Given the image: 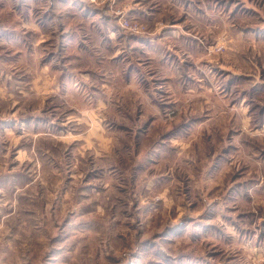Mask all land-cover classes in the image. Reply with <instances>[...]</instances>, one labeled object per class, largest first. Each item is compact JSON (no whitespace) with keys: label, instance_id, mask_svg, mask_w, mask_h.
I'll return each instance as SVG.
<instances>
[{"label":"rangeland","instance_id":"obj_1","mask_svg":"<svg viewBox=\"0 0 264 264\" xmlns=\"http://www.w3.org/2000/svg\"><path fill=\"white\" fill-rule=\"evenodd\" d=\"M93 2L0 0V165L5 162V173L14 168L17 172L12 174L19 175L18 182L6 175L5 196L0 197V264H161L157 250H264V127L255 123L256 114L264 118V43L252 48L246 42L243 58L246 61L252 56V67L233 59V53H242L243 42L234 46L235 40L226 43L223 38L214 43L210 79H174L177 93L170 97L159 76L160 65L144 60L142 52L123 53L129 57L100 64L89 48L82 55L87 64L83 67L88 69L76 63L82 51L75 34H83L96 22ZM259 3L264 8V0ZM115 16L120 25V15ZM221 64L226 66L222 70ZM133 66L144 77L133 79L130 85L121 72ZM90 70L101 75L91 78ZM236 70L244 77L236 75L235 83L232 80L224 88L226 76L229 80ZM84 73L88 74L87 85L81 81ZM103 82L117 93L113 96L119 98L115 109H75L83 98L91 102V93L104 88ZM178 82L179 88L175 86ZM147 88L152 100L148 109L122 101L126 93L139 101L140 90ZM157 100L177 102L179 110L159 111ZM235 103L236 111L232 108ZM224 105L229 127L221 140L213 134L222 122L213 127L195 126L198 121L194 118L216 114ZM158 114L163 120H157ZM167 114L178 120L179 127L171 129V121L165 123ZM240 118L244 122L236 123ZM203 129H207L204 134ZM171 130L184 134L173 147L166 138ZM34 132L48 135L35 137ZM97 134L112 139L111 143L102 136L99 141L90 136ZM17 140L21 144L35 141L36 153L42 150L49 156L45 174L27 157L17 161L13 146ZM131 141L136 151L149 146L172 148L183 152L180 156L189 165L217 166L222 191L191 190V176L181 173V181L171 184L170 180L169 188H175L169 194L173 198H167L164 206L158 202L165 186L160 190L153 187L140 197L125 175L136 184L140 176L119 167L125 162L122 155L114 159L118 166L105 165L106 151L131 150ZM20 173L26 176L21 178ZM153 173L143 175L140 183L150 187L144 181ZM29 174L36 177L35 189L15 193V187H23ZM8 210L14 214L4 219ZM179 213L189 217L175 219ZM181 225H188V232L165 239L172 228ZM206 226L217 235L205 236Z\"/></svg>","mask_w":264,"mask_h":264},{"label":"crops","instance_id":"obj_2","mask_svg":"<svg viewBox=\"0 0 264 264\" xmlns=\"http://www.w3.org/2000/svg\"><path fill=\"white\" fill-rule=\"evenodd\" d=\"M258 2L259 0H250V2H248V0H95V2L92 3L93 5L90 6L92 10L95 11V14H97V18L96 16L93 17L96 22L91 25V29L86 28V30L83 31V34H81L80 31L75 34V38L77 39L78 44H80V49L82 51V54L78 57L76 60L78 62L76 63H79L80 67L83 69H88L87 67H83V64L84 66H87V64L83 63L82 55L84 52L87 54L89 48H92L91 54L93 60L100 64L109 60L117 61L123 57H129L123 56V53H135L134 51L142 52L145 54L143 55L145 56L144 60H147L149 63H157L160 65L161 71H159V76L167 85V93L169 95L171 93L170 97H174L177 93V89L173 88L174 79L179 80L183 77L187 79H210L212 76L210 68L213 63L210 50L214 43L216 44V42L221 41L223 38L226 43L227 39L231 42L235 40L236 43L234 46L243 42L242 53H233V59L244 63V66H254L252 63V56H248L249 58L245 61L243 53L245 51L244 47L248 45L246 42L253 45L249 46L252 48L258 47V43H264V35H262L264 22H258L259 19H264V8H262L263 3L258 4ZM118 12H121V14L128 19H137L146 24L148 27V33L133 35L123 30L120 27L119 22L115 19V15H117ZM239 18L247 21L241 22ZM252 40H254V43H252ZM252 52L249 54H252ZM222 67L226 66L221 64V70L223 69ZM87 71L89 72V70ZM90 71L91 73L93 72L91 78H95L93 77L95 74L96 76H98V74L101 75L99 72H94L93 70ZM87 75L88 74L85 73L81 75V81L85 85L88 83L85 80L88 79ZM121 75L127 80H130V85L135 82H132L133 79L137 80L138 78L144 77V75H141L140 70L135 69L134 66L121 72ZM236 75L244 77V75L237 72V70L231 72L230 79L228 80L226 76V82H223L224 88H226L232 80L234 81L232 85L235 83L234 78ZM252 84L254 85V81ZM90 85H92V83H90ZM178 85H180L179 82L177 85L175 84L177 88H179ZM170 86L173 88L171 91ZM103 87L104 88L95 91L92 89V91H94L91 93L93 97L92 101L86 102L87 97L83 98L77 103L75 109L85 111H107L115 109V105L119 103V98L115 100L116 96H113L117 95V93L114 92L113 88L109 87V83L106 87L105 82H103ZM148 94V88L145 89V91L140 90V98L138 101L133 98L130 93H126V96L122 101H125V103H129L130 105H143L145 109H148V106L151 105L152 101L149 100ZM93 100L94 103H92ZM244 101L245 98L243 97L242 102ZM175 103L177 102L170 101L165 104L164 102L157 100L156 107H158L159 111H163L165 108L164 111L179 110L177 107L178 105ZM232 108L236 111V103ZM241 108L244 109L242 106ZM213 111L216 112L215 110ZM257 115L258 114H256L255 123L257 122L258 125L261 123L260 129H263L264 118H259L260 115L259 117ZM156 117L158 118V121L163 120V116L161 119V114H158ZM165 117V123H168L166 120L171 121V129H173L174 125L175 127H179L177 119L173 120L174 117H170L169 114ZM194 119L198 121V124H195V126L203 128L213 127L217 125V122H222L218 133L213 134V136L220 138V140L226 132V129L229 127V112L227 105H224L223 108L219 109L218 113L211 114L209 117ZM245 120L248 124L250 117H245ZM33 121L34 120H31V123ZM26 122L30 121L27 120ZM235 122L241 124L244 122V119L240 118L235 120ZM250 122L253 124L252 121ZM25 124V122L22 123V125ZM16 126H18V124ZM223 127L225 128L224 130H222ZM169 129L170 128H168L167 131H169ZM206 130L207 129H203L201 132L204 134V131ZM176 132L177 130H171L170 135H166V138L172 144L171 147L176 143H180L179 138L184 135L180 133L177 134ZM28 133L19 135L18 138L22 139L25 135H29ZM34 133L35 137L39 135H48L45 132ZM90 136L96 141H99L101 136L103 139H107L103 135L99 136V134ZM196 137L199 138V136ZM108 140V143H111L112 139H107V141ZM200 140H202V138H199V141ZM206 140L207 139H205V141ZM212 140L213 139H210V142ZM157 141L159 142V140ZM157 141H155V143ZM114 142L116 143V141H113L112 146ZM132 143L133 141L129 144V147H132L131 150L127 149L120 153L117 151L112 152V150L106 151L105 153L107 156L105 157V165L109 166L112 164L118 166L114 159H120V155H122L125 162L124 164H119V167L136 172L140 176L138 177V179H140L138 180L139 184H136L132 182L133 180H131L129 174L125 175L134 185L135 192H137L140 197H143L146 191H151L153 187L160 190L165 186V192L160 195L163 198H161V202H158L159 205L164 206L163 202L167 198H173V195L169 194L172 193V190L175 188H169L170 180L171 184H174L177 180L181 181V173L191 176V181L194 182V188H191V190L197 189V191H199L203 189L207 192L212 190L222 191L223 185L221 182L217 181L221 177V173L217 171V166L213 167L210 166V164H208V166H201V163H192L189 165L185 158L180 156L183 152L180 153L172 148L170 150H158L153 148V146H149L146 150L136 151L132 146ZM13 146L17 149V161L23 157H27V159L31 160L33 167L37 165L39 169L41 168L40 173L45 174V159L49 156H46L45 152H42V150H38L36 153L35 141L29 144H21V142L17 140L14 142ZM26 153L27 155L24 156ZM4 156H6V152L4 153ZM4 165L7 164L4 162L0 165V197L1 195L5 196L3 191L5 178H8L6 175H9V177L11 175L14 176L12 173L16 171L14 168H11L7 169L8 172L5 173V170L3 169ZM164 167L165 170L163 171ZM168 167L170 168L169 171H167ZM150 172L154 173L144 181L145 183L148 182L150 184V187H148V185L145 186L144 183L140 182L142 181L141 177L143 175H148ZM126 173H129V171H126ZM20 174L21 178L26 176L24 173ZM11 178L15 182L19 181V175ZM26 178L28 181L24 183L23 187H15L13 190L15 193L26 189L29 191L35 189L36 177L33 178L29 174ZM20 182H23V180H20ZM46 188H49L48 185ZM168 203L169 202L166 204ZM1 209L0 204V212ZM8 211V215L3 216L4 219L14 214L11 210ZM180 215L181 213H179L175 219L185 220L186 217H189L185 213L181 216ZM219 216L220 214L218 217ZM3 218L1 220L4 223ZM188 227V225H181L175 227L174 230L172 228L171 232L167 236L165 235V239L169 236L174 237L176 235L179 236L180 234H185L188 232ZM207 227L208 226H206L205 229L207 230L206 234L205 230L203 228L201 229L205 236L211 237L217 235L216 231H212L211 227ZM181 230H183V232H181ZM156 253H158V256L160 257L159 260L161 259V261H159L161 264H264V250H160L159 252L157 250Z\"/></svg>","mask_w":264,"mask_h":264},{"label":"built area","instance_id":"obj_3","mask_svg":"<svg viewBox=\"0 0 264 264\" xmlns=\"http://www.w3.org/2000/svg\"><path fill=\"white\" fill-rule=\"evenodd\" d=\"M117 15H120V26L127 30L131 34H144L147 30L144 24L137 20H131L126 18L121 12H118Z\"/></svg>","mask_w":264,"mask_h":264}]
</instances>
